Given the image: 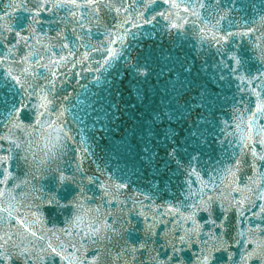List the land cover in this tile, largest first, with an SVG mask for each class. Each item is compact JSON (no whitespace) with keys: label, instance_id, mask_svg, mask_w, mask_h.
Listing matches in <instances>:
<instances>
[{"label":"snow or ice","instance_id":"6c2138e0","mask_svg":"<svg viewBox=\"0 0 264 264\" xmlns=\"http://www.w3.org/2000/svg\"><path fill=\"white\" fill-rule=\"evenodd\" d=\"M0 264H264V0L5 3Z\"/></svg>","mask_w":264,"mask_h":264},{"label":"water","instance_id":"95a60500","mask_svg":"<svg viewBox=\"0 0 264 264\" xmlns=\"http://www.w3.org/2000/svg\"><path fill=\"white\" fill-rule=\"evenodd\" d=\"M9 0H0V9H3L4 4L8 3ZM245 2H247V0H245ZM259 3V0H257V4Z\"/></svg>","mask_w":264,"mask_h":264}]
</instances>
